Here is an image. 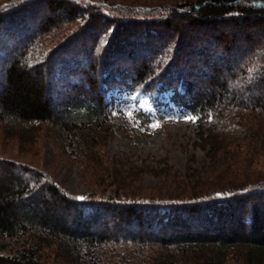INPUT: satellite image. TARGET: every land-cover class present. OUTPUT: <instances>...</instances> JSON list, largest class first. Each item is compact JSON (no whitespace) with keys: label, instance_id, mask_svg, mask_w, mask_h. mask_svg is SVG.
<instances>
[{"label":"trees","instance_id":"16d2710c","mask_svg":"<svg viewBox=\"0 0 264 264\" xmlns=\"http://www.w3.org/2000/svg\"><path fill=\"white\" fill-rule=\"evenodd\" d=\"M121 92H143L158 115L169 92L213 158L223 135L261 151L264 125L245 122L264 117V0L0 3V122L46 123L95 157ZM20 169L0 165V264H51L40 257L54 242L80 264H127L111 259L120 243L150 264H264V178L154 198L123 195L114 174L115 189L81 200Z\"/></svg>","mask_w":264,"mask_h":264},{"label":"rangeland","instance_id":"374dc122","mask_svg":"<svg viewBox=\"0 0 264 264\" xmlns=\"http://www.w3.org/2000/svg\"><path fill=\"white\" fill-rule=\"evenodd\" d=\"M107 1L148 5L183 0ZM169 94H163L161 100L168 107L164 106L158 115L147 103L143 92L113 93L112 125L109 133L103 134L106 141L96 143L95 150H99L96 155L99 156L95 157L88 151L84 155L77 153L76 148H66L61 137L46 123L23 127L2 121L0 165H14L16 171L31 169L54 181L63 192L83 198L106 195L115 189L118 183L114 174H118L117 180L122 176L120 193L123 195L154 198L170 195L180 198L188 193L202 194L211 190L219 193L221 187L264 178V146L261 152L255 139L249 137L232 143L234 139L230 135H223L224 142H228L226 148L219 152V159L211 157L207 148L200 145L195 122L184 119L191 115L170 103ZM246 117L245 123L250 127L255 122L264 125V117L260 119L253 114ZM157 124L159 127H152ZM117 163L124 164L121 173L115 170L120 167ZM114 247L110 251L117 253L111 259L121 257L128 264L137 256V263L152 262L153 257L145 262L143 253L138 250L130 253V246L120 243ZM108 250H105L106 256L110 255ZM42 256V260L51 264H80L73 259V254L67 257L56 242L44 247ZM225 264L243 262L241 257L234 256Z\"/></svg>","mask_w":264,"mask_h":264},{"label":"snow or ice","instance_id":"6c2138e0","mask_svg":"<svg viewBox=\"0 0 264 264\" xmlns=\"http://www.w3.org/2000/svg\"><path fill=\"white\" fill-rule=\"evenodd\" d=\"M184 119L186 120V121H192V122H195L196 121V117H194V116H185L184 117ZM152 127L153 128H156V127H159V125L157 124V125H152ZM77 199H83V197H77Z\"/></svg>","mask_w":264,"mask_h":264}]
</instances>
